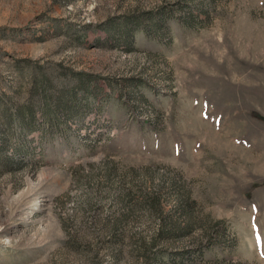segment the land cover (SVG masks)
I'll use <instances>...</instances> for the list:
<instances>
[{"label": "rangeland", "instance_id": "rangeland-1", "mask_svg": "<svg viewBox=\"0 0 264 264\" xmlns=\"http://www.w3.org/2000/svg\"><path fill=\"white\" fill-rule=\"evenodd\" d=\"M0 264H264V0H0Z\"/></svg>", "mask_w": 264, "mask_h": 264}]
</instances>
